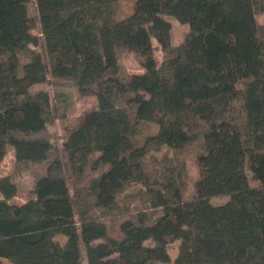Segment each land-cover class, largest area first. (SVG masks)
I'll return each mask as SVG.
<instances>
[{
  "label": "trees",
  "instance_id": "trees-1",
  "mask_svg": "<svg viewBox=\"0 0 264 264\" xmlns=\"http://www.w3.org/2000/svg\"><path fill=\"white\" fill-rule=\"evenodd\" d=\"M31 1L0 0V165L11 148L38 173L22 204L0 178V259L168 264L179 241L174 264H264V0H134L123 17L128 0H34L41 36ZM165 16L190 27L177 46ZM49 76L97 100L62 145L51 94L31 91Z\"/></svg>",
  "mask_w": 264,
  "mask_h": 264
},
{
  "label": "rangeland",
  "instance_id": "rangeland-1",
  "mask_svg": "<svg viewBox=\"0 0 264 264\" xmlns=\"http://www.w3.org/2000/svg\"><path fill=\"white\" fill-rule=\"evenodd\" d=\"M133 5L134 0L122 2L119 7V16L123 17L128 15L132 10ZM28 13L36 23V27L32 30V34L41 36L42 34L40 30V17L34 0H32L28 4ZM165 18L172 24L171 43L172 45L177 46L184 41L187 33L190 31V27L188 24H183L174 17L165 16ZM258 21L261 24H264V14L258 15ZM153 43L156 48L157 58L162 59V53L157 48V41L155 39L153 40ZM31 48L38 51L42 55H45V51L42 45L37 47L31 46ZM27 59L28 56L26 53L21 54L22 63H24ZM121 61L129 73L140 74L144 72V68L141 67L139 60L132 53H125L122 56ZM40 90L48 91L51 94L52 105L55 109L54 112L56 116L58 114L60 116L61 113L64 112V109L67 107L65 116L60 118L59 116L55 117V119L49 124L46 131V135L52 137V139L60 145L63 144L69 131L76 125L79 117L84 113L97 108L96 98L93 96L80 95L77 87L72 82L59 81L49 76L47 82L35 85L31 89V91L34 92ZM187 164L188 181L186 183L187 185L185 189V195L187 197H192L194 195L195 185L198 179V167L195 158L191 156L188 157ZM3 176H10L18 186V193L11 200L12 203L22 204L33 197V189L38 177V173L34 169L19 170L15 168L14 152L11 148H9L5 160L0 165V178ZM1 198L3 197L0 193V199ZM227 200V196L214 197L211 199V203L213 205H221L226 203ZM57 239L62 244H64L67 240L65 237H58ZM146 245H152V242H147ZM179 245L180 242L177 241L176 243H173L168 247V252L171 257V262L168 264H174V261L178 255ZM82 252L85 257L84 248L82 249ZM0 264L12 263L6 259H0Z\"/></svg>",
  "mask_w": 264,
  "mask_h": 264
}]
</instances>
